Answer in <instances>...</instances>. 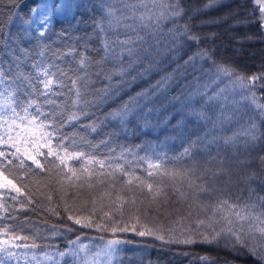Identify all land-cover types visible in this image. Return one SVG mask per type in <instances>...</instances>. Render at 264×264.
<instances>
[{
	"label": "snow or ice",
	"instance_id": "1",
	"mask_svg": "<svg viewBox=\"0 0 264 264\" xmlns=\"http://www.w3.org/2000/svg\"><path fill=\"white\" fill-rule=\"evenodd\" d=\"M215 3L210 0L206 7ZM254 3L253 11L259 12L254 20L264 29V0ZM89 10L99 19L87 39H99V49H91L99 54L90 55L87 40L83 51L75 47L67 52L53 51L48 41L55 34L54 20L74 19L79 24L83 21L78 14ZM184 15L180 0H38L25 18L17 15L20 23L13 41L18 45L21 40H35L38 58H33L32 48L0 41L11 56L5 64L0 54V264H113L120 259L123 250L119 245L125 240L105 241L103 236L99 245L93 240L84 242L78 235L66 250L51 245L46 247L55 251H37L41 247L37 239L47 234L34 227L31 235H23L25 222L19 220L18 213L30 210L34 197L42 195L38 187L34 189L40 173L55 177L57 192L63 190L68 195L72 190L73 200H82L79 207H71L87 214L67 216L79 228L110 231L113 236L132 231L161 241L166 233L174 236L179 231L187 233L182 241L185 244L196 243V237L208 244L223 239L245 248L257 264H264V72L245 78L214 60L205 70L203 63L197 66L198 59L212 60L204 49L179 65L185 69V87L190 89L181 106L182 118L173 125L175 138L186 144L171 158L189 161L181 167L162 169L159 159L145 155L134 157L147 165L143 168L146 176L137 175L133 161L127 158L132 153L116 155L112 149L100 158L94 149L108 140L93 144L89 139L108 122L122 128L132 120L149 123L148 113L153 109L145 111L144 101L166 92L175 70L161 77L153 85L154 91L130 95L102 114V119L94 109L118 93L129 76L135 80L150 72L154 59L162 53H171V59L176 60L184 42L199 43L200 38L187 24H179ZM66 56L72 57L75 67L57 63ZM188 67L191 73L186 71ZM97 81L106 83L96 89ZM171 119V114L166 115L165 123ZM65 160L79 164L69 167ZM233 186L240 189V195L233 196ZM47 199L52 201V194ZM68 208L66 203V211ZM148 209L167 214L171 225L156 221L150 227L137 228L141 214L147 215ZM46 210L59 215L54 208ZM74 230L52 225L50 235ZM199 259L201 264H214L208 256Z\"/></svg>",
	"mask_w": 264,
	"mask_h": 264
},
{
	"label": "trees",
	"instance_id": "2",
	"mask_svg": "<svg viewBox=\"0 0 264 264\" xmlns=\"http://www.w3.org/2000/svg\"><path fill=\"white\" fill-rule=\"evenodd\" d=\"M36 2L38 0H0V41H5L12 47L32 48L33 58H38L34 55L35 51H38L35 48V40L30 43L27 40H21L17 45L14 43L13 37L16 35L17 26L20 23L17 15L20 18H25L29 13V8L34 6ZM180 2L185 15L180 19L179 24H187L191 33L200 38L199 43L184 42L182 51L178 53L176 60L171 59V53H162L160 57L154 59V67L150 72L135 80L129 76L127 81L120 85L121 90L118 93L108 98L98 109H94L96 115L102 119V114L118 107L130 95L134 96L137 92L145 90L154 91L153 85H156L161 77L176 71L175 79L166 92L149 96L144 101L147 106L145 111L147 108L153 109L152 112L148 113V124H145L142 119L132 120L126 127L122 128L108 122L101 131L89 136L93 144L101 139L108 140L106 145H100L99 148L94 149L100 158L107 157L112 149H115L116 155L121 151L132 153L127 158L133 161L137 175L146 176L143 168L147 165L138 162L134 157L147 155L150 158L159 159L162 169L181 167L189 163L186 160L171 159L183 151V147L186 146V144L182 145L180 139L175 138L173 125L182 118L181 106L186 101L190 91L189 88L185 87L188 83L183 75L185 69L179 67V65H183L188 56L201 49L207 50L211 54L212 60H197V66L203 63L205 70L211 66L214 60L218 64L230 66L238 75L245 78L264 72V29H261L259 23L254 20V17L259 16L258 11H253L257 7L254 0H216V3L210 8L206 7L210 0H180ZM78 18L83 22L77 24L74 19L54 20L52 32L55 34L52 35L48 43L51 44L53 51L67 52L75 47L79 52L84 50L83 45L87 40L90 55L95 57L99 53L91 49H99L100 41L96 37L91 40L87 38L93 33L95 22L99 17L95 12L89 10L79 13ZM10 19L11 23H9ZM0 54H2L5 64L11 61V56L8 55L3 43H0ZM48 56L52 57V53L49 52ZM155 60L159 62L155 63ZM57 63L65 68L69 66V63H72V66L75 67L70 56H66L63 61H57ZM144 67H147V63ZM29 70L25 68V71ZM186 71L191 73V67H188ZM197 74L199 75V73ZM116 81L118 78H114V82ZM104 83L106 82L97 81L93 87L99 89L104 86ZM169 114L172 115V119L165 123V116ZM189 119L194 118L189 117ZM109 133L112 135L109 136ZM84 150L89 151L90 149L84 147ZM213 155H215V150ZM220 156H225L223 150H221ZM39 159L43 160V157H39ZM48 159L52 160L53 157H48ZM65 164L71 167L78 165L79 161L65 160ZM65 170L67 171V169ZM36 172L39 173L40 170L36 169ZM35 180L38 184L34 186V189L38 187L42 195L35 196V203L30 210L20 211L18 216L19 220L25 222L23 235H31L34 227L40 229L42 234H47L45 238L37 239V243L41 246L37 251H55L53 247H46L51 245L58 246L60 250H66L69 241L78 235H82L84 242L93 240L95 244L99 245L102 243L99 238L103 236L105 241L114 238L125 240V243L119 245L123 250L120 259L114 261L113 264H201L199 257L202 256L210 257L214 264H257V259L245 248L234 247L223 239L218 243L208 244L201 243V238L196 237V243L185 244L182 241L186 238L187 233L181 235L179 231L174 236L171 233H166L165 240L161 241L153 236H138L132 231L118 232L113 236L110 231L79 228L78 225L68 220L67 216L69 214H87L83 210L74 212L71 207L73 204L79 207L82 200L74 201L71 195L72 190H69L68 195H65L63 190L57 192L58 185L55 183V177L48 173H40V176L35 177ZM44 185H48V187H44ZM49 194H52V201L47 199ZM232 194L235 197L240 195L241 191L233 186ZM243 194L246 195V193ZM66 203L69 205L67 211L65 209ZM49 208H54L59 215H53L46 210ZM171 219L167 214L158 215L152 209H148L147 215L141 214L140 224L137 225V228L142 225L150 227L156 221L159 224L171 225ZM124 220L128 221L129 217L126 215ZM9 223L15 224L16 222L9 221ZM52 225L61 228L70 226L75 230L65 232L61 236L51 237ZM175 227L179 230L180 226L175 225ZM170 237L172 242H166ZM127 241L132 243H127Z\"/></svg>",
	"mask_w": 264,
	"mask_h": 264
}]
</instances>
